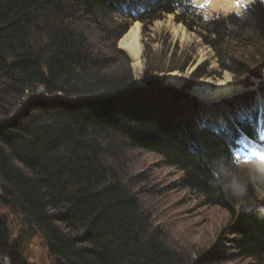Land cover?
<instances>
[{
    "label": "trees",
    "instance_id": "1",
    "mask_svg": "<svg viewBox=\"0 0 264 264\" xmlns=\"http://www.w3.org/2000/svg\"><path fill=\"white\" fill-rule=\"evenodd\" d=\"M195 12L190 0H0V211L19 214L51 257L66 264L264 263V214L241 209L210 171L217 159L237 161L244 140L262 144L254 114L236 119L230 106L215 132L192 115L191 84L165 87L153 68L132 88L117 50L130 22L144 32L172 14L193 30ZM210 31L215 36L202 39L220 69L244 89L260 81L264 97V0L242 20L218 17ZM119 65L128 72L112 70ZM253 98L237 96L242 104ZM132 153L159 157L181 174L170 190H188L226 213L229 224L210 247L182 245L167 224L153 221L156 210L144 212L137 188L149 179L126 174ZM6 225L0 215V258L26 264L29 231L13 238Z\"/></svg>",
    "mask_w": 264,
    "mask_h": 264
},
{
    "label": "rangeland",
    "instance_id": "2",
    "mask_svg": "<svg viewBox=\"0 0 264 264\" xmlns=\"http://www.w3.org/2000/svg\"><path fill=\"white\" fill-rule=\"evenodd\" d=\"M251 1L252 0L246 4L249 5ZM200 4L201 2H197V6ZM202 5L205 10L201 12L202 19L197 24L198 27L197 25L195 26L193 29L194 31L189 30L182 23H176L174 21V15L172 14L166 15L160 20H155V23L147 27L144 32L143 27L141 28L144 50L142 53V68L140 71L131 67L130 58L127 56L126 52L121 50L118 44H116L117 50L127 61L128 70L131 72L132 78L134 79L132 88L143 85L142 78L146 71L150 72L151 69L158 68L161 71H157L154 75L158 76L163 85L166 84L164 77L169 73L175 72L180 75L181 81L178 86L174 87L180 88L186 84H191V88L193 89L200 80L205 78L211 81L209 87L211 92H213L215 88H217V81L221 80L223 74L227 72L232 77V86L235 89L233 94L236 95L244 91L241 86H236L234 84V76L232 74L220 69L215 53L211 48H209L210 51H208L207 47L210 46L206 45L202 39L204 35L208 34V30L212 28V25L210 26V18L212 16H227L233 13V11L236 13L238 10L234 9L233 11L220 12L213 10L203 3ZM178 24L185 30L186 37L182 38L181 36H176L173 32V28L178 26ZM227 24L228 22L223 26L229 30L230 27H234ZM130 25H133V23H130ZM202 27L208 29V32ZM201 51H203L204 57H202ZM247 51H250V49ZM116 69H118L117 73H119V75L128 72L122 65L112 68L113 71ZM198 72L204 73L202 77H195L194 74ZM168 86L173 85L168 84ZM55 98H60V96L57 95ZM263 105L262 100H258L257 107L261 112H264ZM252 108L255 109L256 104H254ZM216 110L217 111L210 107L206 112L209 116H213L212 114L215 113L220 116V110L218 108H216ZM247 149H253L254 154L255 152L264 153V150H258L257 148L251 147V145H247ZM132 155L133 156L127 159L126 174L129 172L131 175H138L139 173L145 172L144 177H146L147 173L149 179V182L145 181V184H141L137 188L139 191H142L140 192L139 199L141 203L144 204V212L149 214V210H156L158 214L156 215L153 212V221L159 224H167L169 235H176L178 242L182 245L186 247L193 246L198 250L210 247V244L220 235L221 230L229 224L226 213L220 209L204 207L202 205V200L188 190H170L173 183L180 179L181 174L175 169L163 167L159 157L144 153H132ZM248 158H246V160ZM150 191H154V193L148 196ZM145 206L148 209L145 208ZM0 215L7 222L5 231H9L13 238L18 237L20 232L24 230L21 216L6 209L0 211ZM27 231H29V239L27 238L25 240L21 252L24 262L26 264H52L53 258L51 261L48 260V252L46 251L43 238L32 230ZM179 232H182V235ZM228 264H250V260H237Z\"/></svg>",
    "mask_w": 264,
    "mask_h": 264
},
{
    "label": "bare ground",
    "instance_id": "3",
    "mask_svg": "<svg viewBox=\"0 0 264 264\" xmlns=\"http://www.w3.org/2000/svg\"><path fill=\"white\" fill-rule=\"evenodd\" d=\"M204 3H206L210 8H212L215 11L220 12H227L232 11L233 9H239L235 7L237 0H201ZM250 0H243V4L249 2ZM173 32L176 36H181L182 38L186 37V32L183 29V27L178 24V26L173 28ZM215 36L214 32L210 35V38L212 39ZM142 29L141 24L139 22H134L133 25L130 26V28L127 30V32L122 36V38L118 42V46L121 50L125 51L127 56L131 60V67L133 69H136L137 71L141 70V61H142V53L144 50V45L142 43ZM208 51H210L209 47H207ZM202 57H204L203 51H201ZM202 59V58H201ZM166 84H171L173 86H178L181 77L179 74L173 72L169 73L167 76L164 77ZM210 83L211 81L209 79H202L200 80L191 90V94L197 96L199 99L209 105L211 103H215L216 101H219L220 99H224L230 95H232L235 92L234 87L232 86V77L227 72L223 74V77L221 80L217 81V88L213 92L210 90ZM192 115H197V118H200L202 116V113L196 109L195 107H192ZM36 232L39 236V234L36 230H33ZM42 237V236H41ZM50 258V259H49ZM53 257H51L48 254V260H52ZM55 259H59L58 257L53 258V263L55 264ZM0 260L3 262V264H6L4 260L8 261V259L0 258ZM61 260V259H59ZM62 262V261H61ZM66 264L65 262H63Z\"/></svg>",
    "mask_w": 264,
    "mask_h": 264
},
{
    "label": "clouds",
    "instance_id": "4",
    "mask_svg": "<svg viewBox=\"0 0 264 264\" xmlns=\"http://www.w3.org/2000/svg\"><path fill=\"white\" fill-rule=\"evenodd\" d=\"M210 171L214 183L241 209L264 214V153L239 162L220 158ZM250 264H256L255 258Z\"/></svg>",
    "mask_w": 264,
    "mask_h": 264
},
{
    "label": "snow or ice",
    "instance_id": "5",
    "mask_svg": "<svg viewBox=\"0 0 264 264\" xmlns=\"http://www.w3.org/2000/svg\"><path fill=\"white\" fill-rule=\"evenodd\" d=\"M243 6H244L243 0H237V3L235 5V7L240 8V7H243Z\"/></svg>",
    "mask_w": 264,
    "mask_h": 264
},
{
    "label": "water",
    "instance_id": "6",
    "mask_svg": "<svg viewBox=\"0 0 264 264\" xmlns=\"http://www.w3.org/2000/svg\"><path fill=\"white\" fill-rule=\"evenodd\" d=\"M177 89H179V88H177ZM4 262L7 264L8 263V261H6V260H4ZM55 264H64L63 262H61V260H59V259H55Z\"/></svg>",
    "mask_w": 264,
    "mask_h": 264
}]
</instances>
